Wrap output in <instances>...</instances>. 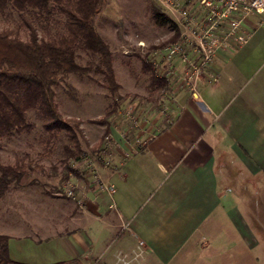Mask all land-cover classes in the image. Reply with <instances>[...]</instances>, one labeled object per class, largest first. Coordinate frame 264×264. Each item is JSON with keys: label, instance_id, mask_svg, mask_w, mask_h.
I'll use <instances>...</instances> for the list:
<instances>
[{"label": "crops", "instance_id": "1", "mask_svg": "<svg viewBox=\"0 0 264 264\" xmlns=\"http://www.w3.org/2000/svg\"><path fill=\"white\" fill-rule=\"evenodd\" d=\"M241 31L244 42H225L195 75L194 94L169 78L184 63L162 57L168 106L117 111L107 125L114 167L98 170L115 186L113 205L92 172L66 179L75 198L13 187L18 213L0 208L10 258L116 264L141 239L139 264H232L235 241L255 243L250 226L264 223V13Z\"/></svg>", "mask_w": 264, "mask_h": 264}, {"label": "trees", "instance_id": "2", "mask_svg": "<svg viewBox=\"0 0 264 264\" xmlns=\"http://www.w3.org/2000/svg\"><path fill=\"white\" fill-rule=\"evenodd\" d=\"M102 1L0 0L1 17L13 12L17 14L15 25L0 29V138L30 133L36 127L28 115L33 112L40 121L38 142L42 145L41 155H49L56 142H63V181L70 174H78L71 167L72 161L83 160L87 156L81 144V139L86 140L80 128V119L65 117L60 112L54 86L70 74L92 72L101 75V85L112 96V101L101 117L91 120L106 125L104 134L89 146L92 153L103 147L108 135V120L117 114L120 100L128 96L117 94L120 84L115 76L112 50L95 28V17ZM149 3L153 22L174 30L173 35L160 45L175 41L178 32L174 23L151 1ZM80 52L89 58L84 64L77 61ZM140 61V71L148 79L146 88L149 93L157 89L167 90L166 78L156 74L153 63L145 57ZM43 169L44 166L33 160L29 153L15 155L12 163L0 162V198L6 194L11 183L22 186L32 172ZM8 238V235L0 233V264H31L10 258ZM49 264L81 262L74 259Z\"/></svg>", "mask_w": 264, "mask_h": 264}, {"label": "rangeland", "instance_id": "3", "mask_svg": "<svg viewBox=\"0 0 264 264\" xmlns=\"http://www.w3.org/2000/svg\"><path fill=\"white\" fill-rule=\"evenodd\" d=\"M149 1L159 8L161 12L167 13L154 0H103L101 8L95 17V28L108 42L113 53L115 76L117 82L120 84L117 94L120 96L128 95L120 100L118 110L126 109L129 111L130 109L133 110L134 106L138 107L141 113L146 114V108L150 106L155 111H162L163 108L165 109L168 106V100L171 99L172 92L166 91V89H157L152 94L149 93L146 88L148 79L140 71V59L142 57L148 60L154 58L159 62L156 66V73L164 74L163 68L165 66H162L163 61L161 62L160 60L163 57V53L158 52L156 49L159 48L154 49L153 46L160 47V44L167 41L174 33V30L168 26H158L153 22L150 18L151 9L149 8ZM16 21L17 14L14 12L5 17L0 16V29L5 26H13ZM214 36L220 37L221 35L214 34ZM231 40L234 41L233 39ZM187 48L189 46L183 47L184 57L187 60L175 56L184 64L182 68L176 66L177 69L170 72L169 78L171 80L177 78V83L180 82L190 89V85L194 84V82H187V77H191L193 81L195 75L200 74L202 67H205L207 63L203 64L202 67L198 66V63L200 64L203 60L202 52L197 50V54L194 55L192 50ZM88 59L86 54L80 52L77 61L84 64ZM197 67H199L198 72L196 70ZM101 81V75L93 74L92 72L81 75L70 74L54 86L55 99L60 112L65 117L80 119V128L86 140L84 142L81 139V144L82 149L87 154V159L74 161L71 167L81 174H86L87 172L94 173L95 181L98 178L102 179L98 170L103 164L95 159L97 155L100 156L101 160L107 158L109 160V163L105 166L103 165V168L108 170L114 167L113 158L110 157L109 159L108 157L110 151L105 150L104 144L103 147H100L101 150H93L94 153L89 151V146L104 134L106 127L105 124L96 123L91 120L101 117L109 109L108 106L112 101V96L101 85ZM135 101L136 103L134 104L133 102ZM28 115L36 123V127L30 133L22 132L13 134L8 138H0V162L12 163L15 155L29 153L33 160L44 166V171L32 172L27 182L30 183V187L33 188L35 186L38 194H41L43 198L45 197L54 201V197L60 192L64 195L68 184L66 180L63 181L61 178L64 165L62 162L64 151L61 145L63 142H56L52 152L47 156H42V145L38 142L41 134L40 121L35 117L33 112H30ZM115 116L119 115L115 114L112 116L108 120L109 123L113 122V120H118L117 118L115 119ZM63 141L65 142L67 139H63ZM13 187L17 188L18 186L11 183L8 189L10 193L0 198V208L4 207L3 203L6 202L7 205L5 207L9 208V211L16 215L18 213L17 207L13 208L10 205L21 200L17 198L14 191H11ZM31 191L30 189H26L27 193L21 195V197L31 200L34 197L30 194L32 193ZM64 196L66 197V195ZM250 199L253 202L252 195ZM22 202H25V200L22 199ZM260 204L261 217L264 220V196ZM250 228L255 234V243L247 242L246 240L241 242L235 241L233 246L234 253L231 258L229 257L232 264H264V223L262 226L251 225ZM143 256L134 262V264H139Z\"/></svg>", "mask_w": 264, "mask_h": 264}, {"label": "built area", "instance_id": "4", "mask_svg": "<svg viewBox=\"0 0 264 264\" xmlns=\"http://www.w3.org/2000/svg\"><path fill=\"white\" fill-rule=\"evenodd\" d=\"M167 12L166 15L174 23L178 32L175 41L167 42L166 45L157 49L163 53V57L167 62L175 56L184 57L183 47L192 48L194 55L200 50L203 60L198 66L211 61L215 50L229 41L230 38L235 42H244L245 37L241 31L242 22L247 19L250 14L264 13V0H154ZM214 34L221 35L220 37ZM156 51V52H157ZM210 56V58H209ZM152 62V61H151ZM155 71L157 70V62H152ZM197 65V61H196ZM195 68V67H194ZM197 72L199 67L196 68ZM157 74V73H156ZM162 76V74H157ZM192 81L191 77H187V82ZM192 93L195 92V86L190 85ZM109 134L105 136L104 148L110 151L108 157L112 158ZM108 146V147H107ZM110 147V148H109ZM87 159V157H85ZM84 158V159H85ZM83 159V160H84ZM102 162L105 166L109 163L108 158L102 159L97 155L95 158ZM74 162V161H72ZM95 183L98 188L105 191L113 205L112 194L115 192V186L112 182L103 179H96ZM66 197L75 198L73 188L67 185L65 190ZM126 227V225H124ZM146 251V245L143 240L137 241L135 249L131 252V256L127 253L119 252L116 255L117 264H134Z\"/></svg>", "mask_w": 264, "mask_h": 264}]
</instances>
